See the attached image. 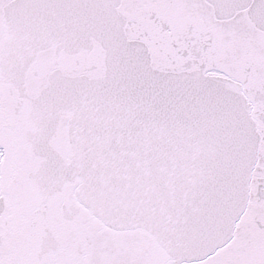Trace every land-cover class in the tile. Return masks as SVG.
<instances>
[{
  "label": "snow or ice",
  "instance_id": "1",
  "mask_svg": "<svg viewBox=\"0 0 264 264\" xmlns=\"http://www.w3.org/2000/svg\"><path fill=\"white\" fill-rule=\"evenodd\" d=\"M0 264H264V0H0Z\"/></svg>",
  "mask_w": 264,
  "mask_h": 264
}]
</instances>
